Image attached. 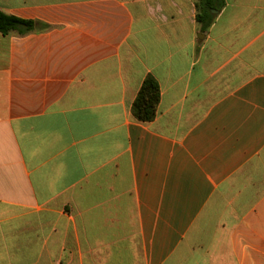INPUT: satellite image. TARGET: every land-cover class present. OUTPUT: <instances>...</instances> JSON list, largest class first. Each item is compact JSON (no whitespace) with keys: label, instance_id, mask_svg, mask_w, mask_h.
Masks as SVG:
<instances>
[{"label":"crops","instance_id":"1","mask_svg":"<svg viewBox=\"0 0 264 264\" xmlns=\"http://www.w3.org/2000/svg\"><path fill=\"white\" fill-rule=\"evenodd\" d=\"M197 2L0 0V264H264V0Z\"/></svg>","mask_w":264,"mask_h":264},{"label":"trees","instance_id":"2","mask_svg":"<svg viewBox=\"0 0 264 264\" xmlns=\"http://www.w3.org/2000/svg\"><path fill=\"white\" fill-rule=\"evenodd\" d=\"M226 0H198L196 20L200 25V31L206 33L214 23L217 15L214 10L222 11ZM36 22L20 19L13 15L0 12V33L3 35H25L34 30ZM160 85L153 76H148L132 106L134 117L140 122H152L155 120L160 103Z\"/></svg>","mask_w":264,"mask_h":264},{"label":"water","instance_id":"3","mask_svg":"<svg viewBox=\"0 0 264 264\" xmlns=\"http://www.w3.org/2000/svg\"><path fill=\"white\" fill-rule=\"evenodd\" d=\"M213 13H214V14H217V13H218V11H213Z\"/></svg>","mask_w":264,"mask_h":264},{"label":"rangeland","instance_id":"4","mask_svg":"<svg viewBox=\"0 0 264 264\" xmlns=\"http://www.w3.org/2000/svg\"><path fill=\"white\" fill-rule=\"evenodd\" d=\"M214 11H217V10H214Z\"/></svg>","mask_w":264,"mask_h":264}]
</instances>
